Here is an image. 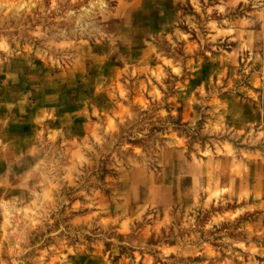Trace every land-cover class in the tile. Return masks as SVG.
I'll return each instance as SVG.
<instances>
[{
  "label": "clouds",
  "instance_id": "obj_1",
  "mask_svg": "<svg viewBox=\"0 0 264 264\" xmlns=\"http://www.w3.org/2000/svg\"><path fill=\"white\" fill-rule=\"evenodd\" d=\"M0 264H264V0H0Z\"/></svg>",
  "mask_w": 264,
  "mask_h": 264
}]
</instances>
